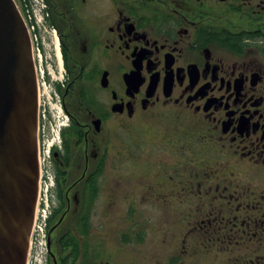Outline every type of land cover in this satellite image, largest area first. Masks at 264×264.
Wrapping results in <instances>:
<instances>
[{
  "label": "flooded vegetation",
  "instance_id": "flooded-vegetation-1",
  "mask_svg": "<svg viewBox=\"0 0 264 264\" xmlns=\"http://www.w3.org/2000/svg\"><path fill=\"white\" fill-rule=\"evenodd\" d=\"M48 1L67 75L66 128L84 137L79 177H87L92 194L108 155L107 147L98 151L102 128L109 134L121 120H160L167 128L161 142L202 164L192 187L202 178L213 183L199 155L221 146L233 157L234 169L222 174L253 187L228 180L201 187L241 193L235 224L253 239L264 223V7L248 0ZM64 153L54 151L55 166ZM90 159L97 160L92 171Z\"/></svg>",
  "mask_w": 264,
  "mask_h": 264
},
{
  "label": "rangeland",
  "instance_id": "rangeland-1",
  "mask_svg": "<svg viewBox=\"0 0 264 264\" xmlns=\"http://www.w3.org/2000/svg\"><path fill=\"white\" fill-rule=\"evenodd\" d=\"M16 1L21 9L22 0ZM248 1L250 5L264 7V0ZM41 35L50 42V31L42 30L40 35L38 33L39 37ZM42 55L40 61L37 52L34 53L39 68H45L46 82L39 74L40 181L26 264H50L51 260V264H62L60 257L70 253L72 248L61 252L58 239L71 228L82 240L80 257L75 264H264V223L261 222V229L253 239L241 235L242 226L235 224L240 214L237 206L242 200L241 193H209L206 192L208 187L205 191L201 187H216L224 180L239 189L254 186L248 182L242 184L236 175L225 177L222 174L224 169H234V160L226 149H220L221 146L214 148L215 153L198 156L206 159L203 166L212 173L213 183L211 180L205 183L202 178V182L192 187V180L197 179L195 172L202 164L196 157L181 158L172 150L175 146L161 142L166 125L147 117L126 119L120 121L121 127L114 133L108 134L103 128L99 133L98 151L107 147L108 155L103 176L96 179L94 194L88 188L87 177H79L86 165L83 135H66L70 164L67 166L57 158L55 166L49 147L55 143L59 151H65L64 142L59 145L63 136L57 133L60 126L68 125L69 116L63 108H58L63 96L54 89L59 78L65 81L67 75L65 70L63 77L59 72L53 44L51 48L47 44L42 47ZM47 64L53 67L55 77L47 72ZM137 121L142 129L136 126ZM141 134L146 136L141 138ZM90 165L88 171L96 169L97 160L90 159ZM180 167L183 173L177 172ZM192 167L195 171L190 177ZM58 172H62L60 181L68 213L56 228L61 212L44 234L38 225L44 222L45 211L50 213L58 204ZM244 176L250 179L246 172ZM84 212L88 214L89 234L76 226ZM83 242L88 244L86 249Z\"/></svg>",
  "mask_w": 264,
  "mask_h": 264
},
{
  "label": "water",
  "instance_id": "water-1",
  "mask_svg": "<svg viewBox=\"0 0 264 264\" xmlns=\"http://www.w3.org/2000/svg\"><path fill=\"white\" fill-rule=\"evenodd\" d=\"M38 127L28 27L15 0H0V264L27 263L39 194Z\"/></svg>",
  "mask_w": 264,
  "mask_h": 264
},
{
  "label": "trees",
  "instance_id": "trees-1",
  "mask_svg": "<svg viewBox=\"0 0 264 264\" xmlns=\"http://www.w3.org/2000/svg\"><path fill=\"white\" fill-rule=\"evenodd\" d=\"M46 1L47 3L49 2L48 0ZM56 87L59 93L63 95L64 89L62 88L61 84L59 83L56 84ZM69 130L70 128H64L61 132L63 136L64 146H65V153L63 155L60 154L62 156L61 162L67 166H69L70 164V156H69L70 147H69V142L66 138V135L68 133H72ZM57 174L58 175H56V189H57L58 204L52 208V213L48 219V224L49 226H51L55 218L62 212L60 217L63 216V218L60 222L58 221V223L55 224V227L57 225L56 228L59 227V225L62 223V221L65 219L68 213V210H67L68 208L66 207V201L64 198V188H63L62 182L60 181V176H61L60 174H62V172H58ZM91 179L93 180V178ZM93 190L94 192L96 191V189L94 188ZM87 215L88 214L84 212L83 215L79 217L78 223L76 224V226L83 228L84 234H89L88 232H89L90 224L87 222L88 221ZM58 244H59V247L62 248L61 252H63V250H67L69 247L72 248V251L70 253H66L64 256H62V253H61L62 257L59 256L61 258L62 264H75L76 261L80 257L81 248H82V240L75 233L74 229L71 228V229H68L67 232L61 233V236L58 239ZM83 245L85 249H86V246H88V244L85 245V242H83ZM51 263H52V260L50 261V264Z\"/></svg>",
  "mask_w": 264,
  "mask_h": 264
},
{
  "label": "built area",
  "instance_id": "built-area-1",
  "mask_svg": "<svg viewBox=\"0 0 264 264\" xmlns=\"http://www.w3.org/2000/svg\"><path fill=\"white\" fill-rule=\"evenodd\" d=\"M23 4L21 7V12L23 15V18L27 24L30 37H31V42H32V49L33 53L37 52V56L39 57L40 61L42 60V47H44L47 44V47L51 48L52 44L53 46L56 45L55 42V37L56 36V29L53 27L50 22H49V12L47 10V3L45 0H22ZM50 31L51 32V39L50 42L47 41V39L44 36H38L41 34V31ZM36 51V52H35ZM47 67V72L55 77V72L53 70L52 66H49V64L46 65ZM52 67V68H51ZM59 72L62 73V67L59 66ZM37 70V75H38V84L40 86V81H39V74L43 78L44 83L45 81V68H39V66H36ZM62 80V79H60ZM60 129V128H59ZM57 136H59V131L57 133ZM52 143L51 145H53ZM51 145L49 147V150L51 148ZM51 212V211H50ZM50 215L47 211H45V214L43 215L44 217V222L40 223L39 229L41 232L44 234H47V218Z\"/></svg>",
  "mask_w": 264,
  "mask_h": 264
},
{
  "label": "bare ground",
  "instance_id": "bare-ground-1",
  "mask_svg": "<svg viewBox=\"0 0 264 264\" xmlns=\"http://www.w3.org/2000/svg\"><path fill=\"white\" fill-rule=\"evenodd\" d=\"M60 56H61L60 52L57 51V58H58V60H60Z\"/></svg>",
  "mask_w": 264,
  "mask_h": 264
}]
</instances>
